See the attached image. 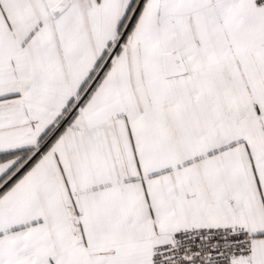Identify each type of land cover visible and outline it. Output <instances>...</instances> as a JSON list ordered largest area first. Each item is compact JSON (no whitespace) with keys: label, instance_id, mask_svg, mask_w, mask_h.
<instances>
[{"label":"snow or ice","instance_id":"1","mask_svg":"<svg viewBox=\"0 0 264 264\" xmlns=\"http://www.w3.org/2000/svg\"><path fill=\"white\" fill-rule=\"evenodd\" d=\"M0 264H264V0H0Z\"/></svg>","mask_w":264,"mask_h":264}]
</instances>
